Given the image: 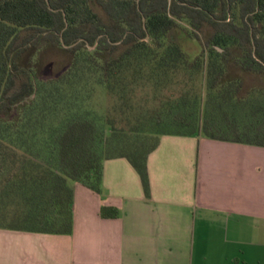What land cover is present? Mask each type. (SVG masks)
I'll return each mask as SVG.
<instances>
[{"label":"trees","instance_id":"1","mask_svg":"<svg viewBox=\"0 0 264 264\" xmlns=\"http://www.w3.org/2000/svg\"><path fill=\"white\" fill-rule=\"evenodd\" d=\"M182 20L196 39L213 29L193 60L172 35ZM47 45L72 61L41 78L23 61ZM232 62L264 74V0H0V228L72 234V183L101 194L110 159H127L149 198L165 135L264 147V88L244 94Z\"/></svg>","mask_w":264,"mask_h":264},{"label":"crops","instance_id":"2","mask_svg":"<svg viewBox=\"0 0 264 264\" xmlns=\"http://www.w3.org/2000/svg\"><path fill=\"white\" fill-rule=\"evenodd\" d=\"M147 167L149 198L125 158L72 183L70 235L0 228V264H264V147L165 135Z\"/></svg>","mask_w":264,"mask_h":264},{"label":"rangeland","instance_id":"3","mask_svg":"<svg viewBox=\"0 0 264 264\" xmlns=\"http://www.w3.org/2000/svg\"><path fill=\"white\" fill-rule=\"evenodd\" d=\"M95 11L98 12L101 16L105 17L104 12L100 7H95ZM237 22L239 23L240 20L238 19V12L235 13ZM213 29L210 25L204 27L200 32H197L199 39H196L194 36V30L190 27L188 21L182 20L179 23V28L172 34L174 39L180 44L183 50L192 58L198 56L205 44L207 43L208 38L210 37ZM34 55L29 56L28 59L25 56L24 58V65L28 68H36L37 72L41 78H50L55 77L56 75L60 74L64 71L67 67L70 66L72 61V55L61 48L52 47L50 45L40 47L39 50L33 51ZM37 63H39L37 65ZM27 70V69H26ZM31 73V72H30ZM32 74V79L33 73ZM231 74L234 77H239L244 81V94L251 92V90L257 88H264V74H253L247 73L244 70L237 67L234 62L231 63ZM24 77V75H22ZM25 79V77H24ZM182 79V78H181ZM21 80H19V84ZM203 83H205V75L199 74L195 75V84L196 88H199L200 91H203ZM205 94V91H204ZM33 96L26 98L21 104L28 103ZM114 103V99L107 97L104 92H100L98 94L95 104L97 108L103 110L107 107L110 108ZM159 102H154L150 108L157 109ZM18 107L16 106L12 111L9 112V115L17 114Z\"/></svg>","mask_w":264,"mask_h":264},{"label":"water","instance_id":"4","mask_svg":"<svg viewBox=\"0 0 264 264\" xmlns=\"http://www.w3.org/2000/svg\"><path fill=\"white\" fill-rule=\"evenodd\" d=\"M49 3V0H46Z\"/></svg>","mask_w":264,"mask_h":264}]
</instances>
